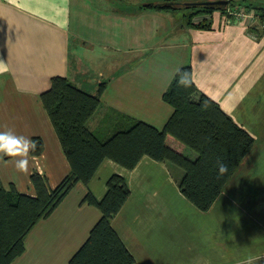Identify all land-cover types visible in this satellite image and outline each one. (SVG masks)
I'll use <instances>...</instances> for the list:
<instances>
[{"label": "crops", "instance_id": "crops-1", "mask_svg": "<svg viewBox=\"0 0 264 264\" xmlns=\"http://www.w3.org/2000/svg\"><path fill=\"white\" fill-rule=\"evenodd\" d=\"M177 1L187 8L214 0ZM228 1L264 6V0ZM165 2L0 0V131L44 143L42 154L29 153L27 173L9 162L18 157H3L0 186L36 196L33 173L50 188L69 175L41 100L57 76L91 94L106 84L98 111L105 114L92 119L93 128L114 112L163 129L174 112L163 96L177 70L191 66L199 92L249 132L254 147L207 212L181 193L184 171L177 166L144 157L128 170L107 159L88 186L78 183L38 222L12 264H69L101 218L97 207L82 202L85 195L102 200L115 174L127 180L131 195L112 225L137 264H245L249 258L264 264V32L252 30H262L258 22L225 23L221 15L210 28L193 27L178 18L180 9L146 8Z\"/></svg>", "mask_w": 264, "mask_h": 264}, {"label": "trees", "instance_id": "trees-1", "mask_svg": "<svg viewBox=\"0 0 264 264\" xmlns=\"http://www.w3.org/2000/svg\"><path fill=\"white\" fill-rule=\"evenodd\" d=\"M177 4V0H166L165 3L148 4L146 8L169 11L178 8ZM229 5L253 7L245 2L229 1ZM187 8L212 13L227 7L193 5ZM254 8L261 25L264 6ZM252 30L258 36L264 32L255 27ZM180 70L190 74L192 86L178 87L174 77L163 96L174 112L163 129L114 112L106 115L100 127L93 128L91 121L101 108L106 84H99L97 93L91 94L67 77L52 79L51 88L41 95V100L71 171L55 188H50L44 176L33 173L30 180L36 196L20 193L14 185L9 190L0 186V264H12L22 256L26 237L38 222L49 217L78 183L88 186L107 159L128 170L136 168L144 157L171 163L184 171L179 183L183 196L200 211L210 210L254 147L255 139L216 101L199 92L191 66ZM197 95L199 98L195 99ZM33 140L37 148L32 154H42L43 140L39 137ZM217 161L228 165L224 175H218ZM130 195L127 180L117 174L108 180L102 200L96 199L91 192L85 195L82 202L97 207L101 218L69 264H137L112 225L113 218Z\"/></svg>", "mask_w": 264, "mask_h": 264}, {"label": "clouds", "instance_id": "clouds-1", "mask_svg": "<svg viewBox=\"0 0 264 264\" xmlns=\"http://www.w3.org/2000/svg\"><path fill=\"white\" fill-rule=\"evenodd\" d=\"M178 87L189 88L192 86V79L187 71L177 70L175 74ZM37 143L23 135H17L11 129L0 131V160L3 157L15 158L14 161H9L15 164L18 171L27 173L29 171V153L35 151ZM218 175H224L228 171V165L222 161H217ZM245 264H254V258H249Z\"/></svg>", "mask_w": 264, "mask_h": 264}, {"label": "rangeland", "instance_id": "rangeland-1", "mask_svg": "<svg viewBox=\"0 0 264 264\" xmlns=\"http://www.w3.org/2000/svg\"><path fill=\"white\" fill-rule=\"evenodd\" d=\"M136 2L139 3V0H136ZM142 2V1H141ZM247 4H250L251 8H233L231 5H229V7H227L226 9H218L212 13H207V12H201L199 13V10L198 9H190V8H175V9H171L169 11H178V9H180V11H178V18L181 19L182 23L185 24V25H189V26H193V27H196V26H204V25H209V24H212V21L215 17V15H221L223 18H224V21L225 23L229 20H232V21H236V14H240V13H245L247 15H250L251 13H254V14H257V10L254 8V7H257V6H262L263 4L261 3V1H258L256 3H247ZM259 17V16H258ZM260 18V17H259ZM256 22H260V19H258V21ZM83 71H85V68L83 66V69H82V73ZM87 75L83 77V79H86ZM90 77H95V74L94 73H91ZM88 78V77H87ZM89 82H91L90 78L89 79H86ZM86 90H90L89 87H86L85 88ZM104 111H100L97 113V116H95L96 118H100L102 117L104 114ZM106 116H104L102 119H105ZM100 120L97 122V127H100V124L99 123ZM96 123V122H95ZM96 126V124H95Z\"/></svg>", "mask_w": 264, "mask_h": 264}, {"label": "built area", "instance_id": "built-area-1", "mask_svg": "<svg viewBox=\"0 0 264 264\" xmlns=\"http://www.w3.org/2000/svg\"><path fill=\"white\" fill-rule=\"evenodd\" d=\"M258 19V15L254 13H251L250 15H247L245 13L236 14V22L246 23L248 25L255 23L256 21H258ZM261 29H264V19L261 23Z\"/></svg>", "mask_w": 264, "mask_h": 264}, {"label": "water", "instance_id": "water-1", "mask_svg": "<svg viewBox=\"0 0 264 264\" xmlns=\"http://www.w3.org/2000/svg\"><path fill=\"white\" fill-rule=\"evenodd\" d=\"M215 6V7H228V0H214V1H205V2H194L188 3L186 6Z\"/></svg>", "mask_w": 264, "mask_h": 264}]
</instances>
